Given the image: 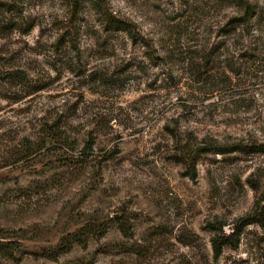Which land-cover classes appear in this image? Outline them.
I'll return each instance as SVG.
<instances>
[{"label": "rangeland", "instance_id": "1", "mask_svg": "<svg viewBox=\"0 0 264 264\" xmlns=\"http://www.w3.org/2000/svg\"><path fill=\"white\" fill-rule=\"evenodd\" d=\"M249 1L239 42L235 0H0V226L23 237L0 264H264V226L219 258L211 244L264 192V152L181 161L203 139L264 143V0ZM202 62L220 84L194 82ZM85 226L58 259L35 254Z\"/></svg>", "mask_w": 264, "mask_h": 264}, {"label": "trees", "instance_id": "2", "mask_svg": "<svg viewBox=\"0 0 264 264\" xmlns=\"http://www.w3.org/2000/svg\"><path fill=\"white\" fill-rule=\"evenodd\" d=\"M236 3V11L235 15L231 18L229 23L230 33H233L234 36L225 37V39L229 38L232 40H237L239 42H244L248 39L247 33H250L252 28V19L257 14V6L253 5L249 0H235ZM107 23L109 26L117 29V30H125L132 34L134 38H136L135 31L133 25L121 18L116 16L108 17ZM247 35V36H246ZM261 39V38H258ZM220 53V52H219ZM217 53V54H219ZM222 54V53H220ZM154 55V54H153ZM215 56V54H213ZM208 61V60H207ZM229 70L233 71V66L230 64ZM215 67L210 66L208 62H202L198 68H196V77L193 79L194 82L204 83L205 79L206 83H214V86L220 84V81L215 83L214 78H212L209 74L214 72ZM206 76V77H204ZM212 81V82H211ZM222 83V82H221ZM226 90V89H225ZM199 148L196 150L193 144H187L183 146V153L181 154V161L186 162L189 166H196L198 161V155L200 153H219L226 154L230 152L236 151H250V152H264V143L263 144H245L243 141H234L233 143H221L217 139L211 140H201L199 144ZM257 188V187H255ZM259 191V189H257ZM124 218H119V228L121 232L127 237L132 234V227L129 225L127 221L123 220ZM251 224H257L260 226H264V192L257 196L255 204L252 210L243 216L238 223L233 226L231 232H226L224 230L223 225L217 226L213 225L211 227V231L213 236L211 238V244L214 251L215 258H219L226 247H230L232 249H237L243 239V235L245 232V228ZM89 226V225H87ZM85 226L79 234H72L67 237V242L59 245L54 250H43L41 253H35L38 256H44L50 259H58L59 256L69 250L74 243H86L87 239H85L84 232H89V228ZM94 231H90L96 235H102L106 231L105 229H101L100 226H95ZM18 232L9 231L0 226V256L6 257L9 259H14L18 254H21L23 251L22 244L20 239H23L21 236H17ZM72 239L73 241H71ZM69 244V245H68Z\"/></svg>", "mask_w": 264, "mask_h": 264}]
</instances>
